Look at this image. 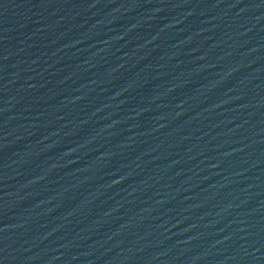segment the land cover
Segmentation results:
<instances>
[{
  "label": "water",
  "instance_id": "obj_1",
  "mask_svg": "<svg viewBox=\"0 0 264 264\" xmlns=\"http://www.w3.org/2000/svg\"><path fill=\"white\" fill-rule=\"evenodd\" d=\"M0 264H264V0H0Z\"/></svg>",
  "mask_w": 264,
  "mask_h": 264
}]
</instances>
